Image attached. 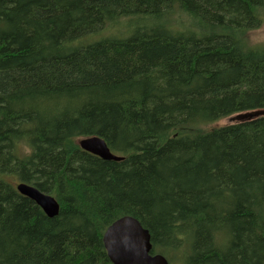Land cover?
Returning a JSON list of instances; mask_svg holds the SVG:
<instances>
[{
    "label": "trees",
    "instance_id": "1",
    "mask_svg": "<svg viewBox=\"0 0 264 264\" xmlns=\"http://www.w3.org/2000/svg\"><path fill=\"white\" fill-rule=\"evenodd\" d=\"M262 10L0 0V264H113L103 236L123 216L170 264H264V115L196 128L264 111V44L247 40ZM93 136L123 160L81 149Z\"/></svg>",
    "mask_w": 264,
    "mask_h": 264
},
{
    "label": "water",
    "instance_id": "2",
    "mask_svg": "<svg viewBox=\"0 0 264 264\" xmlns=\"http://www.w3.org/2000/svg\"><path fill=\"white\" fill-rule=\"evenodd\" d=\"M264 115V111L237 116L236 120H253ZM84 151L107 161H122L123 157L113 153L105 140L93 136L78 141ZM16 190L38 205L49 218L59 214L60 204L51 195L26 183H18ZM104 246L109 260L113 264H169L162 254H153V245L149 230L132 216H124L116 220L103 236Z\"/></svg>",
    "mask_w": 264,
    "mask_h": 264
},
{
    "label": "rangeland",
    "instance_id": "3",
    "mask_svg": "<svg viewBox=\"0 0 264 264\" xmlns=\"http://www.w3.org/2000/svg\"><path fill=\"white\" fill-rule=\"evenodd\" d=\"M261 14L263 15V23H262L261 27L259 29L251 31L247 35V40H249L248 44H250V45H254L255 46V45L264 44V10L261 11ZM120 31L121 30L116 29L114 31H110V33L111 34H114V33L117 34ZM236 118L237 117L234 115V116H231V117H228V118H223V119H221V120H219L217 122L211 123L209 125H206V126H203V127H196V128L200 129L201 131H209V130H213V129H216V128H220V127H224V126H227V125H231V124L237 123L238 120H236ZM78 140H77V142H78ZM7 180L12 182L15 185V187H16V184L18 183V181L16 179L8 177ZM172 257L176 258V256H174V253L172 254Z\"/></svg>",
    "mask_w": 264,
    "mask_h": 264
},
{
    "label": "bare ground",
    "instance_id": "4",
    "mask_svg": "<svg viewBox=\"0 0 264 264\" xmlns=\"http://www.w3.org/2000/svg\"><path fill=\"white\" fill-rule=\"evenodd\" d=\"M124 217V216H123ZM135 218V217H134ZM108 229V228H107Z\"/></svg>",
    "mask_w": 264,
    "mask_h": 264
}]
</instances>
